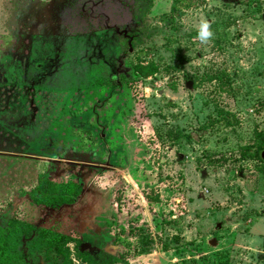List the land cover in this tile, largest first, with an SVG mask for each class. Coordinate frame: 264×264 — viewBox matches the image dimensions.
<instances>
[{"label":"rangeland","instance_id":"1","mask_svg":"<svg viewBox=\"0 0 264 264\" xmlns=\"http://www.w3.org/2000/svg\"><path fill=\"white\" fill-rule=\"evenodd\" d=\"M17 32L32 34L35 54L1 52L0 88L24 77L58 90L60 118L41 121L25 96L0 108V153L38 158L41 178L59 164L65 173L46 193L28 178L0 186V206L12 200L0 264H86L73 242L68 259L47 254L29 228L35 205L20 201L67 195L88 168L105 204L81 237L120 251L116 264H264V0H0V45ZM79 100L93 106L67 110ZM72 128L92 131L95 146L81 154Z\"/></svg>","mask_w":264,"mask_h":264},{"label":"trees","instance_id":"2","mask_svg":"<svg viewBox=\"0 0 264 264\" xmlns=\"http://www.w3.org/2000/svg\"><path fill=\"white\" fill-rule=\"evenodd\" d=\"M5 37L7 40L0 45V53L2 52L1 55L3 56L2 59L5 58L4 55L8 53L9 50H15V52L19 53L22 57L35 54L33 51L34 42L32 34L17 32L15 34H7ZM24 38L29 39L28 43H24ZM134 71L138 77L145 78L156 73L158 71V66L155 63L149 65L137 64L134 66ZM187 77L191 78V76ZM22 78L18 83H11L6 87L0 88V108L9 109L12 104H20V97L25 96L27 98V108L31 111L33 110V115L35 116L37 115L36 113H39L40 117H42L41 121L46 119L48 121L50 117H59V91L22 84L20 83L23 81ZM137 80L138 78L135 79V81L128 78L122 81V83L129 89L130 86L133 88L136 85ZM89 91L91 92L92 90ZM109 101L110 99H107L99 108L95 106V109L99 111V116L106 114L105 108L111 106L108 103ZM78 102L81 105L78 109L71 104L67 110L70 109V111L77 112L78 110H86L93 106L90 102H87L88 104H85L82 100ZM40 108H43L41 113L39 112ZM0 129L2 130L1 125ZM73 134L74 137L76 136L77 138L78 147L82 144L84 145L87 141L85 144L86 146H84L85 149L79 151L81 154L87 153L91 147L93 148L95 146L92 131L86 132L81 128H72L71 135ZM87 138H93V140L88 141ZM0 143H4L3 140H0ZM111 143L116 144L117 142L112 138ZM260 151L261 146L257 149L256 155L264 161ZM37 160L39 159H20L13 155L0 153V186H3V192H1V194H6L8 192L7 188L11 189L15 185L23 183L26 178L30 179L29 182L32 184L29 188L30 192L46 193L56 186V179L60 178L61 173H65L63 170L64 166L59 164L54 174L50 172L49 177L41 178L39 175L40 162ZM6 168H8L7 172L4 170ZM50 168H52V170L54 169L51 165ZM65 169H68L67 165ZM83 173L85 175L75 180L67 195H56L45 200L41 197L31 196L20 201L23 202V205L28 202L35 205L34 208L37 210L29 228L30 230L38 232L43 238V246L47 254L56 253L58 256L68 259L70 255L68 244L73 242L76 245L75 247L79 258L85 261L86 264H116L118 262H124L126 260L125 256L120 251H116L109 247L105 249L95 248L88 245L81 237V234L92 225L90 221H92L93 215L101 213L103 204H105V199L100 191L93 186V184L89 183V180L93 176V170L89 168L84 169ZM16 194L17 193H14V196ZM35 201L37 203H35ZM10 203H12V200L0 206V212H5ZM22 213L21 209H16L14 221H21L23 219H21V217H23ZM65 263L68 264L67 262Z\"/></svg>","mask_w":264,"mask_h":264},{"label":"clouds","instance_id":"3","mask_svg":"<svg viewBox=\"0 0 264 264\" xmlns=\"http://www.w3.org/2000/svg\"><path fill=\"white\" fill-rule=\"evenodd\" d=\"M211 23L207 19H202L197 28V37L201 43H208L213 38Z\"/></svg>","mask_w":264,"mask_h":264},{"label":"water","instance_id":"4","mask_svg":"<svg viewBox=\"0 0 264 264\" xmlns=\"http://www.w3.org/2000/svg\"><path fill=\"white\" fill-rule=\"evenodd\" d=\"M261 153H262V158L264 159V150Z\"/></svg>","mask_w":264,"mask_h":264},{"label":"crops","instance_id":"5","mask_svg":"<svg viewBox=\"0 0 264 264\" xmlns=\"http://www.w3.org/2000/svg\"><path fill=\"white\" fill-rule=\"evenodd\" d=\"M37 124L36 125H40V123L39 122H36ZM37 127H39V126H37ZM57 161V160H56Z\"/></svg>","mask_w":264,"mask_h":264},{"label":"flooded vegetation","instance_id":"6","mask_svg":"<svg viewBox=\"0 0 264 264\" xmlns=\"http://www.w3.org/2000/svg\"><path fill=\"white\" fill-rule=\"evenodd\" d=\"M24 58V57H23ZM9 128V127H8ZM16 133V132H15ZM17 134V133H16Z\"/></svg>","mask_w":264,"mask_h":264}]
</instances>
